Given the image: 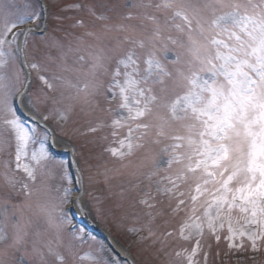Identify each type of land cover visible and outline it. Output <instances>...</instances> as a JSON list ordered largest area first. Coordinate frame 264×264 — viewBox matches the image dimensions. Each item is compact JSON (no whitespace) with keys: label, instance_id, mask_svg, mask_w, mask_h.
<instances>
[{"label":"snow or ice","instance_id":"snow-or-ice-1","mask_svg":"<svg viewBox=\"0 0 264 264\" xmlns=\"http://www.w3.org/2000/svg\"><path fill=\"white\" fill-rule=\"evenodd\" d=\"M99 7H88L98 24L53 41L56 55L29 63L34 29L23 26L40 14L27 2L0 0V186L10 194L0 202V264H108L103 247L71 226L65 205L79 202L72 176L48 151V132L18 115V103L45 122H66L78 110L87 125L81 135L106 133L104 151L120 167L101 175L127 174L116 207L126 201L125 214H143L131 231L158 244L165 264H202L201 255L207 264L206 237L259 251L264 0ZM25 67L37 72L38 92ZM11 194L23 200L13 203Z\"/></svg>","mask_w":264,"mask_h":264},{"label":"rangeland","instance_id":"rangeland-1","mask_svg":"<svg viewBox=\"0 0 264 264\" xmlns=\"http://www.w3.org/2000/svg\"><path fill=\"white\" fill-rule=\"evenodd\" d=\"M47 1L54 2L56 7V18L59 22H62V20L66 21V17L69 18V27H72V30L68 27L69 32L63 35L61 31L62 27L60 26L59 29H56V33L54 34L49 32L40 38L37 37L31 42L29 41L28 52L31 53L29 63L33 60L43 61L45 55L49 51H51L52 55H56V49L50 48L53 41L67 42V40L73 35H80L84 31L90 29L93 25L98 24V22L88 13L89 6L96 5L97 11L100 12L104 10L99 7L101 4L109 2L118 4L124 3V0ZM16 2L20 7H23L26 2L29 3L31 7L40 14L41 18V6L39 3L33 2L32 0H16ZM61 3H63L65 7L60 6L59 4ZM83 3L87 4L85 8L83 7ZM74 5H80L82 7H73ZM78 20H83L85 22V28L74 27ZM36 24L38 29H40V23ZM29 70L32 73V84L34 87L33 92L35 93L41 89L42 85L37 79V72L35 70ZM43 112L44 108L41 107V114ZM37 116L40 117V114H37ZM44 123L52 127V129L57 133L59 139L70 143L76 150L78 159L77 165L82 177L86 199L84 200V209L90 219H97L101 226L104 225L106 227L105 230H107L115 238L113 239L120 245L127 248L139 264H165L167 257L164 256L163 253L158 252V244L152 245L150 241L141 240L140 236L145 235V233L137 234L131 231L133 228L140 227V225L144 222L143 214H134L130 209L127 210V214H125V209H127L126 201L124 208L116 207V205L120 202L118 193L121 191V188L129 187V177L127 174L109 173V179L107 181L105 180V177L101 175L105 166L110 169L120 167V163L112 158L109 153L104 151V148L109 142L102 140L101 137L106 133L97 132L95 134L81 135V133L85 132L87 125L85 120L79 115L78 110L76 112L69 113V118L66 122L53 119L47 122L44 121ZM38 131L40 135L43 136L44 131ZM48 140L49 135L47 137V143ZM55 161L63 162L68 170V161L66 159ZM78 179L80 181V178ZM71 187L72 189L75 187L73 178ZM9 195L8 191L0 186V202L9 197ZM11 200L16 203L22 201L23 196L22 194H11ZM69 204L65 205V209L69 206ZM137 215L140 216L139 220L136 218ZM68 217L71 219L70 214H68ZM71 221L73 222L72 219ZM162 223L163 222L161 221V224ZM90 238H92L90 243L94 246L103 247L105 259L108 261V264H125L119 261L115 254L106 252V245L104 243L95 241L92 236ZM209 244L211 245L210 248L208 247ZM85 247H87V245H85ZM204 250L208 253L207 264H264V247H261L257 252H253L251 250L237 252L234 249H229L228 242L224 240L223 237L218 243L214 239L206 237ZM201 262L203 264L202 255Z\"/></svg>","mask_w":264,"mask_h":264},{"label":"bare ground","instance_id":"bare-ground-1","mask_svg":"<svg viewBox=\"0 0 264 264\" xmlns=\"http://www.w3.org/2000/svg\"><path fill=\"white\" fill-rule=\"evenodd\" d=\"M28 110H25V112L26 113H28L27 112ZM30 113V112H29ZM31 114V113H30ZM55 146L58 148V149H61V150H66V149H68V147H67V144H65L63 141H61V140H59V139H57V138H55ZM77 200H78V198H77ZM82 202V201H81ZM80 201L79 202H77V205H80V203H81ZM117 248L122 252V253H125L124 252V249L122 248V247H120V246H117ZM134 264H137L135 261H134Z\"/></svg>","mask_w":264,"mask_h":264}]
</instances>
